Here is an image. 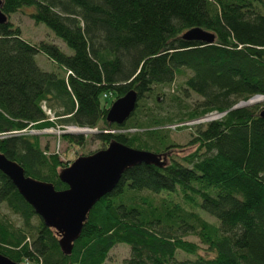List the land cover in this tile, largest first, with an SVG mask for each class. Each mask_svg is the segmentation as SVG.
Here are the masks:
<instances>
[{"label":"trees","instance_id":"1","mask_svg":"<svg viewBox=\"0 0 264 264\" xmlns=\"http://www.w3.org/2000/svg\"><path fill=\"white\" fill-rule=\"evenodd\" d=\"M28 7L71 54L22 37L9 15ZM0 8L7 18L0 23V153L35 180L65 190L58 175L70 163L41 144L46 133L30 130L88 127L99 130L92 136L103 148L117 141L165 157L178 146L165 128L174 119L141 100L185 70L184 91L201 101L184 117L222 114L195 124L186 143L194 150L181 161L126 169L91 207L70 255L0 171V254L20 264H104L126 243L124 264H264L262 104L232 109L264 96V0H2ZM195 27L213 33V42L182 39ZM39 54L59 71L41 69ZM130 89L135 110L121 124L106 121L108 107ZM57 137L78 146L88 136Z\"/></svg>","mask_w":264,"mask_h":264},{"label":"water","instance_id":"2","mask_svg":"<svg viewBox=\"0 0 264 264\" xmlns=\"http://www.w3.org/2000/svg\"><path fill=\"white\" fill-rule=\"evenodd\" d=\"M1 3L2 0H0V7ZM5 22H7V18L0 8V23ZM182 39L211 44L214 35L202 28L195 27L185 31L182 34ZM257 96L263 97L264 101V96ZM137 101V92L130 89L111 103L107 109L106 121L116 124L125 122L135 110ZM247 101L238 102L232 109L254 104ZM259 114L264 117V109ZM79 129L84 131L75 132L72 129H66L62 133L87 135L88 132L93 134L99 132V130L88 127ZM162 159V155L155 152L130 148L121 142L111 141L106 148L99 149L87 156H79L67 168L59 172L58 176L68 187L65 190H56L48 182L31 178L20 165L2 153H0V171L11 180L22 198L40 216L45 226L60 235L58 240L60 248L66 255H70L72 244L81 234V228L87 220L86 217L91 207L103 195L110 193L117 186L122 173L140 163L164 166L165 161ZM0 264L20 263L0 254Z\"/></svg>","mask_w":264,"mask_h":264},{"label":"rangeland","instance_id":"3","mask_svg":"<svg viewBox=\"0 0 264 264\" xmlns=\"http://www.w3.org/2000/svg\"><path fill=\"white\" fill-rule=\"evenodd\" d=\"M31 11L32 8L28 7L21 9V12L12 13L9 15L10 21L15 23L19 27V29H21L22 37L24 39H27L28 41L31 40L32 42L37 43L41 42V40L47 41L49 43L53 42L57 44L61 49H63L66 53L71 54V50L65 46L63 41L55 38L53 33L48 28H46L43 23L37 24L32 20V18L28 16ZM42 56L43 55L39 54L35 59L37 60L41 69L55 72L59 71L57 70V68H55L53 63L51 64V62H46L45 60H43ZM188 76H190V72L188 70H185L184 74H181V76H177L170 85H165L161 88H157L150 93V97H146L141 100L143 107H150V111H153L154 114L161 117L163 116L174 119L173 124L168 125L165 128L168 129V139L173 143L178 144V146L172 148L171 151L166 154V158L163 157L162 161L165 162H169L170 158L181 161L182 157L194 150L191 145H187L186 143L194 134L195 124L203 125L202 123H205L206 121L216 120V118H220L222 116V114L211 112L199 118H195L194 120H188L184 117L186 112L194 109V107L197 108V104L201 101L200 96H197L196 94L191 92L186 93L184 91L183 88L185 86H183V81ZM113 98V96H107L106 100H108L109 102ZM255 104H262L259 108V111L264 109V101L254 103L253 105ZM180 117H183V123H179L180 121L178 119H180ZM72 128L73 127H69L67 128V130H71ZM58 132L61 133L56 128H47V130L45 131L46 135L40 138L41 144L44 145L45 143H48L51 150L59 151L60 156L66 161L69 160V163L76 160L79 156H87L103 148L102 143H100L98 139L92 136L94 135L93 133L88 132V137L83 145L70 146L66 144L65 141L57 137V135L59 134ZM151 196H153L154 198L159 197L158 195L152 194ZM2 209L3 212L9 215L11 220L16 223L19 221L18 217L8 211L6 207L3 206ZM206 218L209 221H213V218L210 216H206ZM185 239L192 240L197 243L199 242L198 238L192 234H189V236H185ZM128 254L129 246L126 243H117L111 249L107 258L104 260V264H124V259H126ZM178 257L187 258V255L179 253ZM189 258L193 257L190 256Z\"/></svg>","mask_w":264,"mask_h":264},{"label":"bare ground","instance_id":"4","mask_svg":"<svg viewBox=\"0 0 264 264\" xmlns=\"http://www.w3.org/2000/svg\"><path fill=\"white\" fill-rule=\"evenodd\" d=\"M261 101H263V97L257 96V97H254V98L250 99L247 102L248 103H258V102H261ZM219 114H221V113H219ZM70 127H73L72 130H74L75 132L84 131L83 129H79L80 127H74V126H70Z\"/></svg>","mask_w":264,"mask_h":264},{"label":"built area","instance_id":"5","mask_svg":"<svg viewBox=\"0 0 264 264\" xmlns=\"http://www.w3.org/2000/svg\"><path fill=\"white\" fill-rule=\"evenodd\" d=\"M46 113H48L49 115H51L50 113H49V111L47 110L46 111ZM67 128H69V127H67ZM47 129H45V130H43V131H40V132H36V131H33V130H30L29 131V133H31V134H34V133H45V131H46ZM24 131V130H23ZM58 131H60V130H58ZM65 131V130H64ZM61 133L63 132V131H60ZM59 133V132H58Z\"/></svg>","mask_w":264,"mask_h":264}]
</instances>
